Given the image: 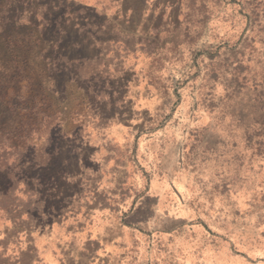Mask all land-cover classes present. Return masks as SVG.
Listing matches in <instances>:
<instances>
[{
	"label": "rangeland",
	"instance_id": "obj_1",
	"mask_svg": "<svg viewBox=\"0 0 264 264\" xmlns=\"http://www.w3.org/2000/svg\"><path fill=\"white\" fill-rule=\"evenodd\" d=\"M0 264H264V0H0Z\"/></svg>",
	"mask_w": 264,
	"mask_h": 264
}]
</instances>
